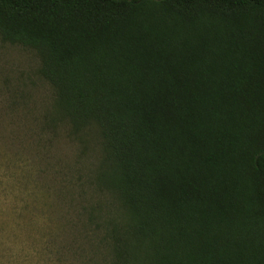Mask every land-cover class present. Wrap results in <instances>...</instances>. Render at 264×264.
Masks as SVG:
<instances>
[{
    "label": "trees",
    "instance_id": "1",
    "mask_svg": "<svg viewBox=\"0 0 264 264\" xmlns=\"http://www.w3.org/2000/svg\"><path fill=\"white\" fill-rule=\"evenodd\" d=\"M0 38L101 138L112 212L83 208L74 241L103 264H264V0H0Z\"/></svg>",
    "mask_w": 264,
    "mask_h": 264
},
{
    "label": "rangeland",
    "instance_id": "2",
    "mask_svg": "<svg viewBox=\"0 0 264 264\" xmlns=\"http://www.w3.org/2000/svg\"><path fill=\"white\" fill-rule=\"evenodd\" d=\"M39 69L34 50L0 38V264H80L83 250L103 264L73 228L89 205L112 212L95 179L101 138L72 133Z\"/></svg>",
    "mask_w": 264,
    "mask_h": 264
}]
</instances>
